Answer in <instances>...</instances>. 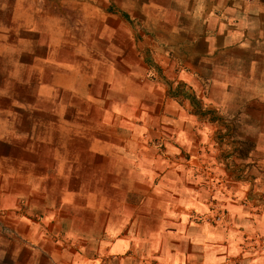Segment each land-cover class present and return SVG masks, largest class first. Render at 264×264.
I'll use <instances>...</instances> for the list:
<instances>
[{"label":"rangeland","instance_id":"rangeland-1","mask_svg":"<svg viewBox=\"0 0 264 264\" xmlns=\"http://www.w3.org/2000/svg\"><path fill=\"white\" fill-rule=\"evenodd\" d=\"M84 3L0 0V153L8 155L0 159V184L19 197L12 209L0 204V264H156L164 256V236L152 234L154 220L136 211L141 203L134 195L144 194L136 181L148 172L136 173L132 183L114 171L115 164L122 163L116 155H95L90 147L100 140L120 144L114 135L120 129L115 118L122 116L113 105L119 92L109 87L106 96L102 82L114 77V52L123 56L124 66L136 63L139 51L149 56V45L163 53L166 44L156 42L161 29L139 20L147 17L146 5L159 15L155 6L170 8L175 2L96 0L99 11ZM148 56L142 59L149 70L142 74V83L164 85ZM127 68L132 72L131 65ZM238 126L231 136L209 132L195 141L192 153L172 158L194 172L210 197L207 211L198 216L200 223L217 225L214 206L226 215L215 195L223 186L218 167L232 158L226 156L228 147H239L235 157L251 166L248 176L264 175V139L254 137L264 124ZM222 127L228 131L227 124ZM143 141L147 150L137 163L152 164L153 155L161 162L169 159L165 140L145 130ZM109 211L116 224L135 223L141 231L131 233L134 248L122 256L104 250L111 245L104 237ZM119 216L125 219L117 220Z\"/></svg>","mask_w":264,"mask_h":264},{"label":"crops","instance_id":"crops-1","mask_svg":"<svg viewBox=\"0 0 264 264\" xmlns=\"http://www.w3.org/2000/svg\"><path fill=\"white\" fill-rule=\"evenodd\" d=\"M69 1L75 4L79 0ZM95 1L85 0L84 4L99 11ZM172 2L175 5L170 8L155 6L159 15L146 5L147 17L139 20L161 29L157 30L156 42L166 44L163 53L149 45V56L139 51L137 62L124 66L123 56L114 52L116 73L102 82L106 96L109 87H117L119 92L113 105L116 114L122 116L115 118L120 129L114 135L120 144L100 140L101 144L91 146L90 152L116 155L122 163L115 164L114 171L123 172L132 183L136 173L148 172L143 173V180L136 181L144 194L137 192L134 198L141 203L136 210L140 217L154 220L156 230L152 234L164 236V256L156 264H264V175L248 176L251 166L235 157L239 147H228L226 156L232 158L223 159L218 167L223 186L215 199L226 210V218L217 225L197 221L207 211L205 202L210 197L188 166L172 161L177 155L192 153L195 141L205 139L209 132L231 136L236 134L238 124H264V0ZM104 11L107 14V8ZM145 56L165 80L164 85L142 83V74L149 71L144 66L146 61L142 62ZM130 65L132 72L127 68ZM172 80L178 81L175 87L168 85ZM110 102L108 98L106 104ZM205 109L217 114L208 116ZM104 123L109 125L110 121ZM225 123L228 131L222 127ZM145 130L165 140L167 161L153 155L152 164L136 162L147 150ZM85 136L89 138L86 132ZM254 137L264 139V130ZM2 158L8 155L0 153ZM18 202V195L3 190L0 184L1 207L11 208ZM113 216L112 211L106 216L104 237L111 245L104 250L122 256L134 248L131 233L141 231L135 223L116 224ZM121 218L125 219L119 216L117 220ZM122 234L127 235L121 238Z\"/></svg>","mask_w":264,"mask_h":264},{"label":"built area","instance_id":"built-area-1","mask_svg":"<svg viewBox=\"0 0 264 264\" xmlns=\"http://www.w3.org/2000/svg\"><path fill=\"white\" fill-rule=\"evenodd\" d=\"M214 210L217 212L214 221L216 222V224H221L224 222L226 215L223 212L218 211V207L214 206Z\"/></svg>","mask_w":264,"mask_h":264}]
</instances>
